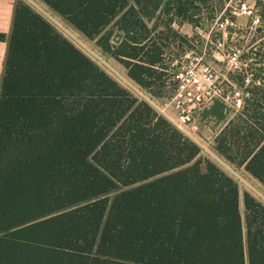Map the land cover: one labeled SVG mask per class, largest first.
<instances>
[{
  "label": "trees",
  "instance_id": "1",
  "mask_svg": "<svg viewBox=\"0 0 264 264\" xmlns=\"http://www.w3.org/2000/svg\"><path fill=\"white\" fill-rule=\"evenodd\" d=\"M40 1L158 99L165 44L148 22L196 25L201 7L228 0ZM253 54L259 86L214 150L264 185V47ZM199 153L16 1L0 86V264H264V205L245 192L243 223L237 183Z\"/></svg>",
  "mask_w": 264,
  "mask_h": 264
},
{
  "label": "rangeland",
  "instance_id": "2",
  "mask_svg": "<svg viewBox=\"0 0 264 264\" xmlns=\"http://www.w3.org/2000/svg\"><path fill=\"white\" fill-rule=\"evenodd\" d=\"M16 1L29 5L49 21L55 31L70 40L118 84L144 99L142 95L144 91L139 89L141 92H137L134 88H138L127 79L126 68L112 57L103 54L95 40L87 39L40 0ZM200 9L202 17L196 25L186 21L178 24L177 18L172 16V13L162 14L156 20L148 22L149 27L156 25L154 33L164 38L165 44L166 73L161 77V82L164 84L161 88L163 97L158 99L171 95L174 88L171 76L177 61L186 64L190 59L194 60V57L201 56L202 62L208 64L212 72L218 75L215 82L217 88L224 93L239 88L245 101L250 96L251 90L259 86L253 75V68L261 66L253 52L258 47H264V23L258 14V9L253 0L210 3ZM169 18L174 20L167 25ZM258 28H261V31L258 32ZM242 106L232 107L220 97H214L197 111L195 114L197 129L192 133V137H187L200 147L201 158L213 162L237 183L240 195L239 211L244 223L243 194L249 193L264 205V185L250 175L243 166L227 162L214 150L215 137L228 128V123L237 116Z\"/></svg>",
  "mask_w": 264,
  "mask_h": 264
},
{
  "label": "built area",
  "instance_id": "3",
  "mask_svg": "<svg viewBox=\"0 0 264 264\" xmlns=\"http://www.w3.org/2000/svg\"><path fill=\"white\" fill-rule=\"evenodd\" d=\"M217 78L218 75L212 72L211 67L202 62V57L196 56L186 64L177 61L175 71H172L174 88L170 96L155 99L144 93L142 95L157 114L165 117L184 135L192 137L197 129L195 114L214 97H220L232 107H240L244 103L243 93L239 88L224 93L215 85Z\"/></svg>",
  "mask_w": 264,
  "mask_h": 264
},
{
  "label": "crops",
  "instance_id": "4",
  "mask_svg": "<svg viewBox=\"0 0 264 264\" xmlns=\"http://www.w3.org/2000/svg\"><path fill=\"white\" fill-rule=\"evenodd\" d=\"M15 4L16 0H0V33L3 34V38L0 39V86L12 30Z\"/></svg>",
  "mask_w": 264,
  "mask_h": 264
}]
</instances>
